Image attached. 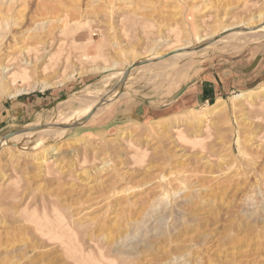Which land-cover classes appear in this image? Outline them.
<instances>
[{"label":"rangeland","instance_id":"374dc122","mask_svg":"<svg viewBox=\"0 0 264 264\" xmlns=\"http://www.w3.org/2000/svg\"><path fill=\"white\" fill-rule=\"evenodd\" d=\"M7 5L0 0V21L13 23L0 39L4 63H16L20 51L41 50L40 24L54 14L61 21L46 29L54 44L43 56L55 62L34 76L38 86L17 99L0 98V139L32 135L0 151V264H264V94L258 93L264 36L239 35L227 48L209 47L168 68L172 72L145 63V72L118 86L132 57L149 50L169 57L175 43L217 24L253 16L261 20L255 31L264 35V0ZM43 83L51 89L42 91ZM87 87L99 100L105 92L115 95L99 101L98 110L105 109L93 115L67 117L84 103L58 104ZM250 91L256 97L238 99L232 111L231 100ZM180 97L187 105L174 107ZM217 102L222 111L197 119ZM58 123L54 127L65 128L60 133L37 132ZM163 192L164 205L156 201ZM127 199L135 205L121 212L116 203ZM71 212L85 215L74 229V247L48 235Z\"/></svg>","mask_w":264,"mask_h":264},{"label":"bare ground","instance_id":"6f19581e","mask_svg":"<svg viewBox=\"0 0 264 264\" xmlns=\"http://www.w3.org/2000/svg\"><path fill=\"white\" fill-rule=\"evenodd\" d=\"M8 1V5L6 6L8 8V6L11 4V2H15V0H7ZM194 8V7H193ZM7 13V12H6ZM54 14V13H53ZM52 14V15H53ZM5 15V14H4ZM7 15V14H6ZM258 16V15H256ZM260 16V15H259ZM259 16H258V19H259ZM62 17V16H61ZM255 17V16H254ZM262 17V16H260ZM2 18V17H1ZM0 18V19H1ZM256 18V17H255ZM5 19V18H3ZM253 21H254V18L252 16ZM250 18L248 19L247 18V21H238L237 23H231V24H217V28H215L212 32L210 31L209 33H204V34H200V35H197L196 37H194L193 39L191 40H188L187 42H185L184 44H180L179 42L175 43L172 47H171V54H168L169 57H165V56H162L161 54H159L157 51H150L147 52L146 54L143 55V57L141 58H138V57H132L131 59V62L129 63V68L128 70L126 71H123L121 72L118 77H119V80H118V86L120 83H122L127 77L129 74H136L138 72H145L146 71V68L145 67H148L150 65H154V67L156 68H160L162 69V67L165 66V68H163L164 70H169V69H172L173 67L175 68V65L180 63L181 61H184L185 59H188L189 57H191L190 60H192V57L193 56H196L200 51H203V50H206L210 47V49H216V50H221L225 45H229V43L233 42L235 39L238 38L239 35H246L250 38V33H253L254 35L256 36H264V35H261L262 32L260 31H255L256 28V24H260V21L257 20L256 22L252 21ZM262 19V18H261ZM6 20V19H5ZM66 20V19H65ZM73 21V19H71ZM60 20V18L56 17V15L54 14V16H52L51 18V21L49 22V24L47 25L46 23H41L40 25L42 26V28L40 29L41 31H44V35L41 38V42H40V39H38V44L42 47L41 50L37 49V48H34L32 47L31 50L30 49H27L26 52L24 53L23 51H20L22 53H20V57H17L16 58V63H11L14 59L11 58V60H7L6 63L2 62L0 60V98H4V97H10V99H17L19 98L21 95H27L29 93H32V89H34L35 87L38 86V83H37V79L34 78V76L36 74H40V75H43L45 74V72L47 71L48 67H50V65H53L55 61H53V58L55 57H51V56H43V54H46L47 53V50L49 51L50 50V46H52V43L53 42V36L50 34V32H47L48 30H46L48 27L52 26L51 24H54L55 22L58 23ZM259 21V22H258ZM2 22V25L0 23V39H2L3 37H5V34H6V30L8 28H10V26L13 25V23H9L8 21H5L2 20L0 21ZM4 22V24H3ZM12 22V21H11ZM219 23H223V18H221L219 21H217ZM263 23V22H262ZM59 24V23H58ZM264 24V23H263ZM262 24V25H263ZM255 25V27H254ZM44 26V27H43ZM259 29V28H258ZM257 29V30H258ZM235 30V31H234ZM261 31H264V27H262L260 29ZM46 33V34H45ZM252 34V35H253ZM243 36V37H244ZM241 37V36H240ZM245 38V37H244ZM243 38V39H244ZM248 38V39H249ZM257 38V37H256ZM239 39V38H238ZM252 39V37H251ZM262 39V38H261ZM264 39V37H263ZM250 40V39H249ZM259 40V39H258ZM247 43V42H246ZM49 48V49H48ZM224 48H227L226 46ZM23 50V49H22ZM208 51V50H207ZM211 51V50H210ZM16 55V54H15ZM134 56V55H133ZM136 56V55H135ZM201 57V55H199ZM1 57V56H0ZM199 58V57H198ZM46 59V60H45ZM69 59V55L68 57H66L64 59V61H62L64 64L65 62H67ZM188 59V60H189ZM146 60H148L146 62ZM186 61V60H185ZM41 62L39 65L38 63ZM8 63V64H7ZM11 63V64H10ZM43 63H45L46 65L42 67ZM148 66H146L147 64ZM150 64V65H149ZM150 68V67H149ZM169 68V69H168ZM107 69V68H106ZM154 70V68H153ZM158 70V69H157ZM163 71V70H161ZM171 71V70H169ZM12 72V73H11ZM147 72H150V71H147ZM159 72V71H158ZM172 72V71H171ZM177 72V71H176ZM31 73H33V75H31ZM151 73V72H150ZM150 73H145V74H150ZM157 72H155V75H156ZM144 74V75H145ZM163 75V73H162ZM151 76V75H150ZM166 76V75H165ZM156 77V76H155ZM17 81L18 82H21V85L17 86ZM109 81V80H107ZM42 83V82H41ZM105 83V82H104ZM40 85V84H39ZM60 85V84H59ZM117 86V88H118ZM52 87V84H48V83H43L41 84L40 88L42 91H46L48 89H51ZM105 92V91H104ZM93 93H95L93 90L89 89V87H87L86 89H84V92L79 96L77 97L76 99H69L65 102H61L62 104H58V106H65L68 104L69 101H73V104L77 102V104H80L81 103H84V105L80 106L78 110H75L73 112H71V114H68L67 117H71L72 115H74V120H81L83 119V117H86L87 115H93L95 113H97L98 111H101L100 109H105L104 106L101 107L99 110V106H98V103L99 101H103L105 100L106 98H111L113 97V95H115V90L113 92H110L109 94L105 92L104 94V98L102 100H99L98 98H94L93 97ZM98 93V92H97ZM258 93H262L264 94V89H261L260 91H258ZM257 93H253V91H250L246 94H240L238 95L237 97H234V99L231 100V108H232V111L233 109H236L237 107H239L241 101L238 100L241 98V100L244 98L245 100L247 99H253L254 97H256ZM97 97V96H96ZM121 97V96H120ZM238 100V101H237ZM112 101V100H111ZM240 101V102H239ZM110 102V101H109ZM107 103L108 105L111 104V103ZM188 103V100L186 97H180L177 101L174 102L173 106H184V105H187ZM106 104V105H107ZM220 105V102H217V104L213 105V106H210L208 110H204L206 111L203 115L201 116H198L197 119L201 122H203L204 118L206 117L207 114H211V113H214L218 110L222 111L221 109H218ZM97 108V109H96ZM108 108V107H107ZM77 123V122H76ZM60 123L58 124H53V125H45L43 128H39L38 129V133L40 134H46L47 133H52V132H58L60 133L62 130H64L65 128H57V127H54V126H57L59 125ZM53 126V127H51ZM55 134H53L54 136ZM32 135H29L28 133L27 134H19L17 137L15 138H11V139H0V151H4V147H7L10 145L11 142H13L16 138L17 139H24V143L25 144V139L29 137H31ZM52 136V134H51ZM16 139V140H17ZM48 139V138H47ZM55 139V138H54ZM44 140V139H43ZM53 140H51L52 142ZM44 141H41L39 142V144L35 145V147L39 146L40 144L44 145L43 144ZM30 143V142H28ZM26 143V144H28ZM46 143V142H45ZM48 143V142H47ZM46 143V144H47ZM22 144V145H23ZM45 144V145H46ZM50 144V142H49ZM14 145V144H12ZM17 145V144H16ZM29 145V144H28ZM17 147V146H16ZM33 147V146H32ZM47 147V146H46ZM4 148V149H3ZM7 148H10V147H7ZM25 148V147H24ZM29 148V147H28ZM45 148V147H43ZM21 149V148H20ZM6 150V149H5ZM9 150V149H8ZM26 150V149H25ZM34 150V149H33ZM46 150V149H45ZM44 150V152H46ZM41 151V149H40ZM39 151V152H40ZM43 151V150H42ZM24 152V151H23ZM41 153V152H40ZM56 153H54L55 155ZM34 155V154H33ZM36 156V155H35ZM177 173V172H176ZM173 174H175L173 172ZM175 176V175H174ZM179 177V175H178ZM168 179V178H167ZM175 180V178H174ZM169 181V182H168ZM167 183L172 185L173 183L168 180ZM177 181V180H176ZM166 182V181H165ZM171 182V183H170ZM166 183V184H167ZM181 184V181L179 179V182ZM165 184V183H164ZM167 184V185H168ZM182 185V184H181ZM174 186V185H173ZM176 186V184H175ZM164 187V186H163ZM167 188V187H166ZM181 188V187H180ZM184 189V188H182ZM162 190V189H161ZM171 190V187L170 189ZM168 190V191H169ZM178 190V189H177ZM190 190V189H189ZM164 191V190H163ZM188 191V190H187ZM186 191V192H187ZM166 192V190H165ZM165 192H163V200L162 199H155L156 201H160L158 203H163L164 205V194ZM173 192V191H172ZM176 192V189L174 190V194ZM190 192H193V190L189 191L188 192V195L191 193ZM167 193V192H166ZM160 194V195H162ZM173 194V193H172ZM173 194V195H174ZM172 195V196H173ZM176 196V195H175ZM159 197V196H158ZM167 199V198H165ZM157 203V202H156ZM166 203L167 200H166ZM133 204L135 205L134 201H132V199H127V200H124L123 202H120V203H116V206H118V209L119 208H122V209H126L127 210V207L130 209L131 207H133ZM162 205V206H163ZM121 206V207H119ZM126 208H125V207ZM167 206H171L170 205H167ZM165 207V206H164ZM118 209H117V212H118ZM121 209V210H122ZM128 209V210H129ZM132 209V208H131ZM107 210V209H106ZM120 210V209H119ZM120 210V211H121ZM125 210V211H126ZM53 212L56 214L55 210H53ZM122 212V211H121ZM72 213V212H71ZM124 213V212H123ZM68 214V213H67ZM79 215V212L77 213ZM139 214V213H138ZM137 214V215H138ZM75 213L73 214H70L69 216V219L67 218L66 219H63L60 223H56L55 224V228L54 230H50V233H48V235L53 239V241H58L60 242V245H64V246H71L73 245V247L75 246V241H76V233H73L74 232V229L75 227L77 226H82V217L85 216V215H80L79 217L80 218H75L76 216ZM87 216V215H86ZM68 217V216H67ZM84 219V218H83ZM86 219V217H85ZM67 222H66V221ZM63 221L65 223H63ZM83 222L85 223V221L83 220ZM104 223V222H103ZM93 224V223H91ZM100 224V223H99ZM140 224V223H139ZM138 224V225H139ZM100 226V225H99ZM103 226V225H102ZM100 226V228L102 227ZM48 227V226H47ZM52 228V226H51ZM99 228V227H98ZM50 229V228H49ZM95 244V243H94ZM99 244V243H98ZM76 246H77V243H76ZM97 247V246H96ZM99 247V246H98ZM107 247V246H106ZM79 249V247H78ZM99 258L101 261H103L105 258L103 257L102 255V252H101V249H99ZM98 258V259H99ZM97 259V260H98ZM95 260V261H97ZM99 261V260H98ZM97 261V262H98Z\"/></svg>","mask_w":264,"mask_h":264}]
</instances>
